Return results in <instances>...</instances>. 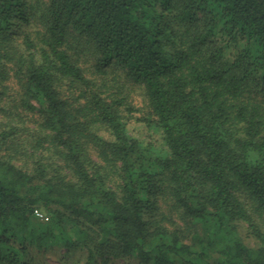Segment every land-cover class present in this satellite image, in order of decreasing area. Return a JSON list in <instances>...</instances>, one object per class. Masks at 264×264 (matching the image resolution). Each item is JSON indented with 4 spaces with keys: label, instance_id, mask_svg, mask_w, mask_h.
<instances>
[{
    "label": "trees",
    "instance_id": "obj_1",
    "mask_svg": "<svg viewBox=\"0 0 264 264\" xmlns=\"http://www.w3.org/2000/svg\"><path fill=\"white\" fill-rule=\"evenodd\" d=\"M54 246L264 264V0H0V264Z\"/></svg>",
    "mask_w": 264,
    "mask_h": 264
},
{
    "label": "rangeland",
    "instance_id": "obj_2",
    "mask_svg": "<svg viewBox=\"0 0 264 264\" xmlns=\"http://www.w3.org/2000/svg\"><path fill=\"white\" fill-rule=\"evenodd\" d=\"M141 97L139 95L136 96L135 102H138V106L140 108L141 102H140ZM142 110L138 112V115H142ZM139 116V117H140ZM137 117V116H136ZM130 129L133 133L137 134L138 136L145 138H158L157 140L160 141L159 135L155 133L153 130L149 129L144 122H141L139 119H133L130 123ZM239 230L245 237V239L248 242H253V239L251 235L249 234L246 225L240 224ZM83 253L81 251L72 249L68 251L65 247L61 246H54L51 248H48L47 251H40L38 252L37 259L38 261L44 262V263H49V264H62V263H72L77 260H81L83 258Z\"/></svg>",
    "mask_w": 264,
    "mask_h": 264
},
{
    "label": "built area",
    "instance_id": "obj_3",
    "mask_svg": "<svg viewBox=\"0 0 264 264\" xmlns=\"http://www.w3.org/2000/svg\"><path fill=\"white\" fill-rule=\"evenodd\" d=\"M36 214L40 217H45L44 214L39 210H36Z\"/></svg>",
    "mask_w": 264,
    "mask_h": 264
}]
</instances>
